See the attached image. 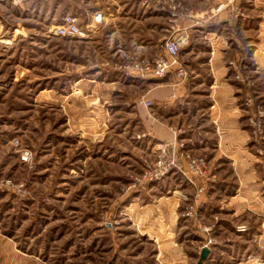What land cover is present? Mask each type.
<instances>
[{"label": "rangeland", "instance_id": "obj_1", "mask_svg": "<svg viewBox=\"0 0 264 264\" xmlns=\"http://www.w3.org/2000/svg\"><path fill=\"white\" fill-rule=\"evenodd\" d=\"M216 2L200 9L208 13ZM15 3L0 7V264H198L204 248L202 264H264L263 217H238L227 207L240 177L216 149L210 89L189 88L195 77L187 57L179 56L184 77L134 68L165 55L163 44L176 30L187 32L186 49V22L197 10L187 5L177 20L171 12L159 18L162 32L138 24L147 43L139 48L128 40V0ZM154 3L168 12L173 4ZM97 11L101 23L93 22ZM245 11L244 20L251 19ZM67 15L87 34L53 33ZM229 28L239 48L225 64L241 84L236 106L245 117L251 167L264 180V71L252 68L253 32ZM167 76L202 106L198 119L186 117L171 140H161L148 124L161 119L145 96L150 84L132 80ZM162 155L172 165L151 176ZM190 159L203 164V173Z\"/></svg>", "mask_w": 264, "mask_h": 264}, {"label": "crops", "instance_id": "obj_2", "mask_svg": "<svg viewBox=\"0 0 264 264\" xmlns=\"http://www.w3.org/2000/svg\"><path fill=\"white\" fill-rule=\"evenodd\" d=\"M7 1L0 0V7L12 6L16 0H9L11 4H8ZM175 1L183 4L184 7L188 5L197 10L193 18L189 17L186 22L191 39L189 46L181 50L179 56L182 60L187 57V62L185 63V60L183 62L194 73L195 78L190 81L189 88H201L207 85L210 89L211 98L214 100L210 117L212 119L211 131L218 135L216 149L222 152L225 160L230 161L231 166L235 168V173L240 177L239 185L236 186L237 191L229 193L231 197L227 201V207L234 210L238 217L247 213L248 215L261 216L264 220V201L262 199L264 194L261 191L264 186V180L261 178L263 175H260L256 165L251 167L248 150L251 144L245 128V117L236 106L241 84L232 77L231 70L225 64L226 58L232 56L234 50H238V40L230 39L229 32L231 30L222 20V14L217 18H208V21L203 22L208 25L197 23L198 17L204 18L211 12V9L208 13L203 9L212 6V0ZM243 4L252 12V18L243 20L238 29L245 27L253 32L256 44L254 46L256 64L252 68L261 72L264 71V0H244ZM118 13V11L112 13L113 19L118 16ZM125 13L128 14V40H131L132 43L135 42L140 48L146 47L147 43L143 40L144 33L138 32L136 26L139 24L142 28V25L145 24L148 25L147 29L152 33L162 32L166 28L165 20H159V18L169 16L170 10L168 12L165 5L159 6L154 3V0H128V9ZM154 17H158V20L154 21ZM234 30L236 31L237 28L232 31ZM138 54L143 56L141 51ZM207 72L210 78L207 77ZM258 80L259 90L264 87V77L260 74ZM132 81L142 85L143 83L144 85L145 83L150 84L145 96L155 101L161 119L149 118L148 124L151 125V131L158 139L171 140L173 137L172 128L184 127L188 117L198 119L202 106L201 99L188 98L185 86L176 84L173 77ZM194 105L197 108H193ZM164 116L166 120L172 118L174 123H168V120H164ZM183 117H187L186 120L179 121ZM195 146L198 144L193 145V147ZM222 181L226 182L227 180L223 178ZM209 207L213 209L214 205L210 203ZM205 209L207 210V208ZM221 222L226 224L224 219Z\"/></svg>", "mask_w": 264, "mask_h": 264}, {"label": "built area", "instance_id": "obj_3", "mask_svg": "<svg viewBox=\"0 0 264 264\" xmlns=\"http://www.w3.org/2000/svg\"><path fill=\"white\" fill-rule=\"evenodd\" d=\"M173 2L170 7V12L172 16L179 17L181 10L184 9V6L175 2V0H170ZM244 0H217L215 6L212 8L208 16L204 18L198 17L197 23L208 21V18H217L221 14L223 15L222 20L233 29H236L240 26L241 22L248 16L245 11L243 4ZM104 13L97 11L93 16L94 23H101L104 20ZM53 33L59 36H70L78 37L84 36L87 34V31L81 28L78 23V19L75 16L67 15L63 22L57 25L52 29ZM188 42V34L184 30L175 31L171 36H169L165 43L163 44L165 49V55H161L155 59L153 65L143 66L139 62L134 64V68L139 71H150L152 75L157 77H163L171 70H174L178 77L186 76V69L179 61V54L181 48ZM146 106H149L152 102L151 100L142 101ZM24 159L29 158L28 151L23 153ZM190 166L198 173H203V164L197 159H190ZM172 163H168L162 155L157 163L156 167L151 172V176L160 177L171 166ZM1 183V182H0Z\"/></svg>", "mask_w": 264, "mask_h": 264}, {"label": "water", "instance_id": "obj_4", "mask_svg": "<svg viewBox=\"0 0 264 264\" xmlns=\"http://www.w3.org/2000/svg\"><path fill=\"white\" fill-rule=\"evenodd\" d=\"M209 252V249L208 248H204L201 252V256H200V259H199V262L198 264H202L203 260L206 258L207 254Z\"/></svg>", "mask_w": 264, "mask_h": 264}]
</instances>
